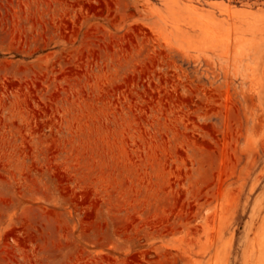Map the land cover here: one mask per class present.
<instances>
[{"label": "rangeland", "instance_id": "obj_1", "mask_svg": "<svg viewBox=\"0 0 264 264\" xmlns=\"http://www.w3.org/2000/svg\"><path fill=\"white\" fill-rule=\"evenodd\" d=\"M0 264H264V0H0Z\"/></svg>", "mask_w": 264, "mask_h": 264}]
</instances>
